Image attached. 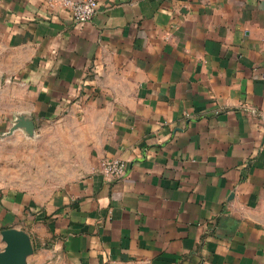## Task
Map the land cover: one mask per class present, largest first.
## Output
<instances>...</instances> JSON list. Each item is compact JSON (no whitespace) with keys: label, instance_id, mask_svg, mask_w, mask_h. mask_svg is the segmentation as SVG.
Segmentation results:
<instances>
[{"label":"crops","instance_id":"obj_1","mask_svg":"<svg viewBox=\"0 0 264 264\" xmlns=\"http://www.w3.org/2000/svg\"><path fill=\"white\" fill-rule=\"evenodd\" d=\"M62 1L0 0L52 176L0 188L3 228L52 264H264V0H98L83 24Z\"/></svg>","mask_w":264,"mask_h":264},{"label":"rangeland","instance_id":"obj_2","mask_svg":"<svg viewBox=\"0 0 264 264\" xmlns=\"http://www.w3.org/2000/svg\"><path fill=\"white\" fill-rule=\"evenodd\" d=\"M5 55L4 48L0 46V188L26 187L28 184H51V174L45 167H42V160H37L36 155L32 153L37 145V136L42 135L43 131L45 132L50 127L33 120L32 135L27 128L18 127L16 129L17 123L21 119L20 116L25 114L20 110V105L17 102L20 96L11 94L14 92V87H12L14 83L2 76ZM3 230L5 229L0 224V249L5 246L1 234ZM27 264L52 263L39 258L36 252L28 258ZM110 264L130 263L113 262Z\"/></svg>","mask_w":264,"mask_h":264},{"label":"water","instance_id":"obj_3","mask_svg":"<svg viewBox=\"0 0 264 264\" xmlns=\"http://www.w3.org/2000/svg\"><path fill=\"white\" fill-rule=\"evenodd\" d=\"M20 117L16 129L23 127L27 128L30 134L33 133L32 117L27 115ZM1 234L5 246L0 249V264H27L28 258L35 252L31 237L18 229H5Z\"/></svg>","mask_w":264,"mask_h":264},{"label":"built area","instance_id":"obj_4","mask_svg":"<svg viewBox=\"0 0 264 264\" xmlns=\"http://www.w3.org/2000/svg\"><path fill=\"white\" fill-rule=\"evenodd\" d=\"M61 4L77 24L90 22L97 14L98 0H63ZM103 173L113 181L123 179L127 174V162L123 159L107 160L103 164Z\"/></svg>","mask_w":264,"mask_h":264}]
</instances>
